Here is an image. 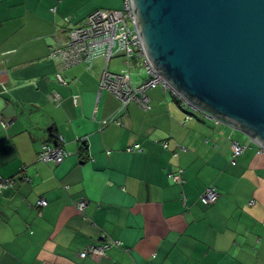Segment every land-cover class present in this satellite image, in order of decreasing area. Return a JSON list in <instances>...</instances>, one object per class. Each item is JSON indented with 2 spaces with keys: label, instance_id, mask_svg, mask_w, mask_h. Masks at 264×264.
I'll return each instance as SVG.
<instances>
[{
  "label": "crops",
  "instance_id": "0c3cea01",
  "mask_svg": "<svg viewBox=\"0 0 264 264\" xmlns=\"http://www.w3.org/2000/svg\"><path fill=\"white\" fill-rule=\"evenodd\" d=\"M124 1L0 0V176L13 180L0 195V264H264V150L228 125L186 119L159 86L147 91L149 109L119 110L99 88L102 58L90 67L49 58L66 18L79 24ZM125 60L107 69L125 71ZM129 70L144 78L139 59ZM229 138L246 146L235 165ZM44 144L68 156L40 161ZM134 144L142 150L127 151ZM208 186L219 197L206 206ZM110 240L121 247L80 256Z\"/></svg>",
  "mask_w": 264,
  "mask_h": 264
},
{
  "label": "water",
  "instance_id": "95a60500",
  "mask_svg": "<svg viewBox=\"0 0 264 264\" xmlns=\"http://www.w3.org/2000/svg\"><path fill=\"white\" fill-rule=\"evenodd\" d=\"M130 3L153 70L188 103L264 148V0Z\"/></svg>",
  "mask_w": 264,
  "mask_h": 264
},
{
  "label": "built area",
  "instance_id": "2783aa9c",
  "mask_svg": "<svg viewBox=\"0 0 264 264\" xmlns=\"http://www.w3.org/2000/svg\"><path fill=\"white\" fill-rule=\"evenodd\" d=\"M69 29L63 42L50 48L49 58L60 63L64 67H70L83 63L91 66L96 59L104 60V68L99 78L100 90H108L119 100V110L124 109L130 103H135L142 109H149V99L147 91L155 87H161L165 91H171L179 100L180 105L187 111L186 119H192L198 116L214 125L224 124L210 113L199 109L197 106L188 103L179 96L167 83V81L147 62L142 44L136 29L134 13L130 0H125L123 9L108 10L99 9L89 14L85 20L79 24L72 25L71 18L65 19ZM123 56L128 68L122 72H110L107 69L108 62L116 57ZM139 59L144 78L140 82H134L129 67L132 61ZM58 82L63 83L61 75H57ZM51 100L58 103L60 97L57 93L53 94ZM74 102H77L76 96ZM110 121L118 122L114 117ZM120 123V122H118ZM9 123H3L7 127ZM226 125V124H225ZM230 140V164L235 165L236 159L244 152L246 146L237 141ZM163 148L167 149V143H162ZM261 151L264 148L260 147ZM139 144H134L127 148L129 152L141 151ZM68 156L67 152L61 146H50L44 144L38 153V160L43 162H53L60 164ZM170 177H173L170 175ZM26 182H30L25 179ZM176 182L182 180L174 178ZM13 186L12 179H5L0 176V195L6 188ZM219 197L218 192L212 186H208L200 196L203 205L215 203ZM86 199H80L76 202V208L83 213L87 206ZM45 199L38 200L39 207H45ZM112 247H121L117 240H110L97 246H87L81 253V257L86 256H104L108 249Z\"/></svg>",
  "mask_w": 264,
  "mask_h": 264
},
{
  "label": "rangeland",
  "instance_id": "374dc122",
  "mask_svg": "<svg viewBox=\"0 0 264 264\" xmlns=\"http://www.w3.org/2000/svg\"><path fill=\"white\" fill-rule=\"evenodd\" d=\"M138 72H139V70H138ZM138 72H137V73H138ZM236 132L239 133L238 131H236Z\"/></svg>",
  "mask_w": 264,
  "mask_h": 264
}]
</instances>
